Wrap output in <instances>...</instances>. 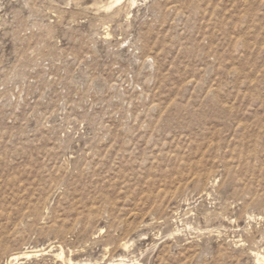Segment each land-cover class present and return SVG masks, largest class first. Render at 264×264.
I'll return each mask as SVG.
<instances>
[{
	"label": "rangeland",
	"instance_id": "obj_1",
	"mask_svg": "<svg viewBox=\"0 0 264 264\" xmlns=\"http://www.w3.org/2000/svg\"><path fill=\"white\" fill-rule=\"evenodd\" d=\"M111 1L0 0V264H264V0Z\"/></svg>",
	"mask_w": 264,
	"mask_h": 264
},
{
	"label": "bare ground",
	"instance_id": "obj_2",
	"mask_svg": "<svg viewBox=\"0 0 264 264\" xmlns=\"http://www.w3.org/2000/svg\"><path fill=\"white\" fill-rule=\"evenodd\" d=\"M124 3H128L130 6H134V4H135V0H112L111 1V3L109 4V6L108 7H106V9L108 10V9H111L112 8V6H118V5H120V4H124ZM126 6V5H125ZM124 6V7H125ZM128 10V9H127ZM120 12V11H119ZM21 256V255H20ZM20 256H14V257H12V258H10V260H9V262H12V261H18L19 260V258L21 259L22 258V256L20 257ZM23 258H29V255L27 254V255H23ZM11 264V263H10Z\"/></svg>",
	"mask_w": 264,
	"mask_h": 264
}]
</instances>
